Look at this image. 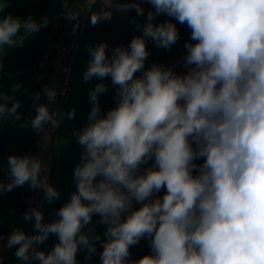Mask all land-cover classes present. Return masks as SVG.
<instances>
[{"label":"clouds","instance_id":"obj_1","mask_svg":"<svg viewBox=\"0 0 264 264\" xmlns=\"http://www.w3.org/2000/svg\"><path fill=\"white\" fill-rule=\"evenodd\" d=\"M58 2L65 19L87 15L92 26L110 22L113 10L134 11L129 22L139 34L111 55L107 42L88 48L83 81L100 82L88 90L86 125L73 134L82 149L73 169L76 190L55 220L45 223L41 210L61 195L50 166L31 153L8 156L0 196L25 185L43 196L23 213L33 234L13 227L0 253L15 248L22 264H77L78 252L86 264L97 254L99 264H264V0ZM8 6L0 0V80L7 51L50 23L46 15L14 16ZM162 15L171 19L157 23ZM173 19L190 29L186 71L178 73L175 64L145 68L149 40L169 50L180 39ZM106 78L115 105L103 113ZM58 87L53 82L33 93L34 115L24 117L17 93L27 90L17 82L6 91L0 83V128L30 127L49 143L63 120L76 115L50 109L62 94ZM51 235L55 245L39 250ZM142 239L150 253L132 258L130 249Z\"/></svg>","mask_w":264,"mask_h":264},{"label":"trees","instance_id":"obj_2","mask_svg":"<svg viewBox=\"0 0 264 264\" xmlns=\"http://www.w3.org/2000/svg\"><path fill=\"white\" fill-rule=\"evenodd\" d=\"M54 3L55 0H9V6L6 9L7 13H11L14 16L27 17L29 15L33 16L35 19H40L42 16H48L50 23L48 27L42 28L35 38L28 39L25 41L23 47H14L11 50L7 51V54L3 58V73L4 76L0 83L3 85L4 90H9L13 83H21L23 88L21 91L26 89V92L17 93L18 99L21 102V108L19 111L23 113L24 117H31L34 115L33 108V99L31 104H24V99L29 95L37 91H41L46 85L45 79L43 76L35 77L36 63L39 62L42 66V61H39V57L45 54V58L51 61V55L53 52L47 53L45 45V37L48 34H54L51 28L52 17L54 15ZM145 12L150 10V5L144 4ZM135 12L126 13V17L121 20L112 19L110 22H101L96 26L88 25L85 30V36H88L89 39L93 42L94 46L101 42H107L108 44V54L111 55V49L119 46L121 44H128V42L139 33L135 30V25L129 22V18L135 16ZM139 22H143V17H137ZM160 17L157 20V23H160ZM176 22V21H175ZM179 26L180 39L177 41V51L179 52V62L178 65L181 67L179 73L186 71L182 65V59L186 56V49L184 44L190 39V29L185 24L184 26ZM91 36V37H90ZM42 41L40 47L37 45L38 42ZM153 42L148 41L147 48L150 53L148 59L145 63V68L150 67L153 64H158V57L153 49ZM87 45H84V47ZM88 47V46H87ZM81 56V57H80ZM82 59L80 67H76L75 75L72 81V87L69 91L68 100L65 104L63 113H67L72 109H75L76 115L73 119L65 118L62 122L65 124H74L79 128L83 127L87 123V117L91 109V104L89 102L88 90L93 88L100 81L98 79H93L92 81L85 83L83 78H79L78 74L80 72H85L89 60V54L83 53L81 51V45L77 53L76 62ZM137 76L140 73L136 74ZM108 85L109 89L111 86L110 78H106L103 81ZM107 94V93H106ZM106 94H102L99 97V103L102 111L107 110L108 101L106 99ZM114 97V95H113ZM23 99V100H22ZM42 101L46 102L45 98L42 96ZM115 105V100L112 104V107ZM111 107V108H112ZM89 109V110H87ZM83 119V121L81 120ZM76 129V130H78ZM75 130V131H76ZM33 130L30 127H18L11 122L6 123L2 128H0V179H3L7 182V160L8 156L12 154L23 155L22 147L25 146L33 134ZM62 140L68 141V144L65 148L72 151L80 152L82 151L81 147L76 143L74 135H61ZM6 165V166H4ZM72 165L67 166V168H72ZM74 182H69L67 179L63 180L61 186L66 187L67 189L60 195V199L54 200L50 207L55 210H58L66 201L70 199L72 192L76 189L73 187ZM27 187H17L12 192L6 193L3 196H0V217H3V223L0 224V234L4 237L7 235L10 230V224H8V218L24 209V201L21 200L18 196L20 190ZM102 230V229H101ZM99 230V233L102 235L103 232ZM79 253V264H83L85 261L84 252ZM139 257L145 255L141 252H135Z\"/></svg>","mask_w":264,"mask_h":264},{"label":"rangeland","instance_id":"obj_3","mask_svg":"<svg viewBox=\"0 0 264 264\" xmlns=\"http://www.w3.org/2000/svg\"><path fill=\"white\" fill-rule=\"evenodd\" d=\"M99 7H100V4L98 3L96 5V8L99 9ZM84 16H85V20H84L83 32L78 38L77 44H78V50L81 45V51L83 53L88 54V48L91 46H94V44L91 41V39H89L88 36H85L86 34L85 30L87 26L91 24H90L89 17L87 15H84ZM125 17H126V14H122L118 11L113 10L112 19L121 20ZM168 19H171V18L167 16H163V15L160 16L161 22H164ZM172 22L176 23V26L179 30L178 23L175 22L174 19L172 20ZM47 36L48 35H46L45 37V45H46ZM37 45L39 47L40 45L43 46L42 41L38 42ZM84 45H87L88 47L87 46L84 47ZM177 48H178L177 43L169 50H165L163 48H157L153 45L154 52L156 53L158 60H159L158 64H164V65H174L175 64L177 65L176 71L179 73L181 70L180 69L181 67L178 65L179 52L177 51ZM78 50L72 56V59H71L72 61L69 62V64H59L56 61L54 55L50 56L51 61H49L45 58V54H43V56L42 57L40 56L38 60L44 62L45 65L41 66L40 63L37 62L35 66L36 68L35 70H37V72L35 73L34 76L35 77L43 76L44 77L43 79H45L46 85H47V80L49 79V77L55 76L62 81H67V85L69 86V90H70L72 87L71 85H72V81L75 75L76 67L79 68L82 62V59L80 58L78 62H76ZM65 67L68 68L67 72L63 71ZM83 75H84V72H80L78 74L79 78L81 79L83 78ZM114 91L115 90L112 87H110L108 93L106 94V99L108 101V106H107L108 108L106 111L103 110L102 111L103 113H106L109 109H111L112 104L114 102V97H113ZM23 99H24V104L29 105L31 104L30 102L32 100V95H29L28 97L23 98ZM64 107L65 106H63L62 110H64ZM62 110L60 111L62 112ZM81 120L83 121V119ZM85 125L86 123L82 126H85ZM76 129H78V127L74 124L63 125L61 123L60 127L56 129V131L51 133L52 139L48 143V145L44 147L43 152L38 151V148L36 146V140L38 138V135L36 133H33L31 137L29 138L27 144L22 147L23 154L31 153L34 156L42 158L45 161V164L50 166V182L59 190L61 194L65 192V190L67 189L66 187L61 186L62 181L67 179L69 182H73V169L76 166V164L80 162V155L82 151L76 152V151H72L70 149L65 148L66 145L68 144V141L62 140L60 138H61V135H65V134L73 135ZM68 164L72 165L73 167L71 169L67 168ZM73 187H75L74 183H73ZM36 191L38 190H29L28 187H25L24 189L19 191L18 196L21 200L24 201L25 207L22 211L17 212L8 218V224H10L11 228L8 231L7 235L4 237L5 240L0 241V243L6 242L7 236L10 234L13 227H17V226L22 227L26 233L33 234L34 232L33 223L25 222L23 220V213L27 211L30 208V206L37 205L42 200L43 194L40 191V195H39L40 200L37 203L34 202V200L32 199V196H34V193ZM162 194L163 193H161L160 195ZM41 210L44 214L45 223H50L57 218L55 215L56 210L50 207L49 203H44ZM98 219H99L98 216H94L93 222L97 221ZM99 230L103 232L104 231L103 226L98 227L97 231L99 232ZM56 242H57V237L55 235H51L46 242L38 246V249L47 252L55 245ZM14 251H15V248L11 250L5 248L3 252L0 253L4 257L3 264H22V262L18 261L13 255ZM130 252H131L132 258H139V256L136 255L135 252H141L142 254L150 253V248L148 246L147 240L142 239L138 245L130 249ZM98 253H99V248H98ZM78 258H79V253L77 254V264H79ZM84 258H85V253H84ZM92 259H93V264H99V254L94 256ZM33 264H36V262H33ZM83 264H86V261H84Z\"/></svg>","mask_w":264,"mask_h":264},{"label":"built area","instance_id":"obj_4","mask_svg":"<svg viewBox=\"0 0 264 264\" xmlns=\"http://www.w3.org/2000/svg\"><path fill=\"white\" fill-rule=\"evenodd\" d=\"M64 9L58 0L54 3V15L52 17L51 28L54 34H48L46 38V49L47 53L53 52L56 61L59 64H69L72 60V56L78 50V38L83 32L85 16L82 15L79 21L65 19L63 15ZM53 82L58 83V92L62 93L58 95L57 100L54 104L49 105L53 111H60L65 106L67 98L69 96V86L67 81H62L55 76L49 77L47 85H52ZM48 143H44L41 137L38 135L36 140V146L38 151L43 152L45 146ZM40 191H36L32 199L37 203L40 199Z\"/></svg>","mask_w":264,"mask_h":264},{"label":"water","instance_id":"obj_5","mask_svg":"<svg viewBox=\"0 0 264 264\" xmlns=\"http://www.w3.org/2000/svg\"><path fill=\"white\" fill-rule=\"evenodd\" d=\"M45 65V63H42V66Z\"/></svg>","mask_w":264,"mask_h":264}]
</instances>
